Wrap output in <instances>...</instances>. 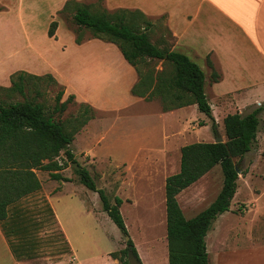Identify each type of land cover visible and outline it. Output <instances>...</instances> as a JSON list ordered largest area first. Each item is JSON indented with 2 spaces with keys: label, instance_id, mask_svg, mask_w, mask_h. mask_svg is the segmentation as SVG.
<instances>
[{
  "label": "rangeland",
  "instance_id": "1",
  "mask_svg": "<svg viewBox=\"0 0 264 264\" xmlns=\"http://www.w3.org/2000/svg\"><path fill=\"white\" fill-rule=\"evenodd\" d=\"M0 2L4 5V10L0 11V45L2 46L0 55L8 57L6 61L9 65L16 63L36 69L55 65L64 71L70 61L79 55L75 35L78 34L85 40L93 37L90 29L81 27L75 22L72 12L60 13L59 5L52 0L24 2L0 0ZM87 3L91 4L93 11L106 8L104 0ZM148 19L152 23L148 30L151 40L171 48L172 40L166 26V18L148 17ZM54 20L58 21V27L52 38L49 37L48 31ZM96 51L103 52L104 48L97 43ZM88 53L86 50L81 55L93 56ZM116 53L114 52V56L117 55ZM108 55L110 56V53ZM94 56L104 55L97 53ZM149 66L160 69L162 62L150 61ZM28 79L25 95L0 88V100L8 103L29 99L42 102L47 111L52 112L56 106V95L63 87L48 78ZM121 94L124 93L120 92L119 97L113 99L117 100L114 103L116 105L119 103L118 106L126 104L125 95ZM69 95L65 91L62 101ZM159 105L162 104L156 99L129 106V112L139 114L132 117L148 115L149 120L145 118L128 120L124 115L128 113L117 115L119 113L91 111L98 121L108 116L100 122L99 131H101L93 136V140L102 132L111 135L120 132L123 127H129L132 133L138 134L143 148L141 154L162 147L164 126L156 111ZM83 111L84 108L75 99L68 104L66 110L54 115L57 120L70 126L69 122ZM188 117L196 125V130L203 122L201 118L210 120L209 124L198 129L201 133L200 138L206 140L211 135H215L212 128L213 120L200 112L197 107L188 110ZM96 129L97 126L93 127V132ZM221 131L225 133L223 122L219 128V132ZM190 132L180 140L197 142L195 139L199 133L192 130ZM258 135L260 140H264V128ZM213 138L212 140H216L215 136ZM115 139L117 141V138ZM111 147L103 144L90 145L81 139L77 140L74 146L71 145L78 161L90 170L98 187L106 190L111 201L115 196L128 197V202L121 205V212L129 238L127 239V235L104 210L98 192L88 189L81 183L75 164L69 163L60 171L70 179L68 181L52 178L47 170H37V175L43 184L42 189L11 208L13 216L7 223V236H5L14 255L22 262L18 264H121L118 258L114 259L111 256V253L116 251L120 256V251L127 247L130 238L137 247L142 264H169L166 189L163 188L162 177L158 175L153 180L150 179L151 176L131 178L128 185L126 184L117 194L120 190L119 182L126 177V170L123 165H117L111 159L104 157ZM87 149L98 157L85 156L81 153ZM254 153V150L248 152L239 163V168L245 174L240 175L239 196L238 198L236 196L237 199H233L231 204L234 207L231 211L224 212L222 214L224 216H219L208 232L206 241L209 264H264V173L261 170L264 167V149L261 151L263 155L261 163L256 162ZM66 159L62 151L58 160L64 163ZM222 184V167L221 164H217L207 178L182 194L180 201L186 217L192 218L207 208L219 194ZM63 187L66 191L79 193L70 195L64 192L52 197V205L57 208L62 222L69 231L70 239H66L63 234V228L61 229L58 224L47 197L48 194H57V191ZM249 187L252 196L251 191H248ZM87 207L88 212L85 209ZM17 208L20 210L19 214L14 213ZM5 247L0 238V264H16ZM131 256L134 254L130 250L128 258L130 259Z\"/></svg>",
  "mask_w": 264,
  "mask_h": 264
},
{
  "label": "trees",
  "instance_id": "2",
  "mask_svg": "<svg viewBox=\"0 0 264 264\" xmlns=\"http://www.w3.org/2000/svg\"><path fill=\"white\" fill-rule=\"evenodd\" d=\"M3 6L0 3V10ZM72 12L75 22L93 33V37L116 44L128 62L134 66L139 81L133 86L132 94L148 100L159 98L165 110L196 103L201 112L213 120V132L219 135L212 106L205 91V73L201 66L187 54L161 46L151 40L148 30L151 21L141 10L107 8L92 10L91 4L68 0L60 13ZM144 23V26H143ZM58 27L54 20L48 35L53 37ZM76 35V42H84ZM150 61L162 62V68H152ZM28 78H48L59 84L51 73L36 75L21 70L11 75L12 93L26 94ZM217 80L218 75L214 74ZM64 89L56 95V106L48 112L42 102L33 100L5 103L0 100V224L7 236V223L11 220V208L21 200L39 192L42 181L37 170H47L52 178L70 180L59 171L76 165V172L89 189L98 192L103 208L115 224L128 235L125 219L121 212L123 199L115 196L111 201L106 190L98 187L90 170L75 157L71 144L75 135L94 118L96 111L90 105L80 104L84 111L70 126L55 118V113L66 110L75 100L71 94L62 101ZM264 102L248 114L230 113L224 118L227 141L194 142L181 148L180 171L166 179L167 240L169 264H209L206 237L219 215L230 210L238 179L245 172L237 169L241 160L254 147L261 129ZM64 151L67 159L60 163L58 157ZM221 164L223 186L215 200L192 218H187L178 201V194ZM19 214L20 210L15 209ZM63 232V231H62ZM64 234V233H63ZM140 260L137 247L130 238L127 247L112 252L121 264H130L129 251Z\"/></svg>",
  "mask_w": 264,
  "mask_h": 264
},
{
  "label": "crops",
  "instance_id": "3",
  "mask_svg": "<svg viewBox=\"0 0 264 264\" xmlns=\"http://www.w3.org/2000/svg\"><path fill=\"white\" fill-rule=\"evenodd\" d=\"M21 1L24 2L25 0ZM52 1L59 5L58 11H60L68 0ZM77 1L91 2L93 0ZM104 4L111 11L138 9L149 18H166V26L172 40V50L187 54L201 66L205 73V91L212 106L218 131L220 124L222 122L224 124V118L228 114L238 112L245 115L254 111L264 102V0H104ZM1 5L4 6L2 3ZM75 43L79 49L77 50L79 55L70 61L64 71L53 64V66L48 65L49 67L45 69L21 66L16 63L9 65L6 61L8 57L0 55V86L10 87L12 85L11 75L22 69L36 75L51 73L64 88V93L66 91L70 95L74 94L79 104H87L97 111L106 113H119L117 115L128 113L124 114L128 120L140 118L149 120L148 115L132 117L139 114L129 112V106L137 102H152L156 99L161 102V100L159 98L148 100L145 97L132 94V88L139 81V75L134 66L124 57L119 47L112 42L95 37L78 44L76 35ZM97 43L104 48L103 52L96 51ZM0 47L2 46L0 45ZM86 50L89 52L88 54H93V56H82V52ZM114 52H117L116 56H114ZM97 53L104 56L95 57L94 54ZM214 74L218 75L217 80L213 79ZM120 92L124 93L121 95H125V106H118L119 103L117 105L114 103L117 100L114 101L113 99L119 97ZM191 107L198 108V105L194 103L169 110H165L163 104L157 107V114L164 126V144L162 147L150 150L145 154L140 153L143 148H141L142 144L139 142L138 134L132 133L129 127H123L120 132L111 135L102 132L93 140V136L101 131H99L100 122L108 116L99 121L95 117L90 119L75 135L71 145L74 146L76 141L81 139L83 142L94 146H101L102 144L107 147L112 146L104 154V157L111 159L117 165H123L126 170V177L119 182L118 188L120 190L117 194L126 184L128 185L131 178L138 179L141 176H151L150 179L153 180L160 175L163 188L166 189L167 177L180 171L182 146L193 143L182 142L180 139L187 133H191V130L199 133L200 127L210 123V120L199 118L203 122L196 130V125L188 117V110ZM261 118L263 123L260 131L264 128V113L261 114ZM169 119L171 120L169 121ZM95 126L97 129L93 132ZM200 134L195 141L214 142L215 140H212L214 136H220L224 141L226 138L223 131L219 132L218 136L211 135L206 140L200 138ZM258 134L255 145L249 152L254 150L256 162L261 163L263 161L261 160L263 156L261 151L264 149V140H260ZM92 148L94 150V147ZM72 151L76 154L74 148ZM81 153L85 156L98 157L90 149L83 150ZM214 168L178 194L180 205L182 194L207 178ZM263 168L261 170L264 173ZM239 179L238 188L233 198L235 200L239 196ZM248 191H251L252 196L250 187ZM64 192L70 195L79 194L75 191H66V188L63 187L57 191V194H48L47 197L58 224L61 229L63 228L62 231L66 239H70L69 231L62 222L57 208L52 205V197ZM127 198H122V205L128 202ZM233 207L231 206V208ZM85 209L87 212L89 211L88 207ZM0 238L3 240L11 259L16 264L22 263L14 255L1 225Z\"/></svg>",
  "mask_w": 264,
  "mask_h": 264
},
{
  "label": "water",
  "instance_id": "4",
  "mask_svg": "<svg viewBox=\"0 0 264 264\" xmlns=\"http://www.w3.org/2000/svg\"><path fill=\"white\" fill-rule=\"evenodd\" d=\"M215 142H224L223 138L218 136L216 137ZM239 168V166L237 167V169ZM129 238V236L127 235V239ZM130 264H142L141 261L134 255L130 257Z\"/></svg>",
  "mask_w": 264,
  "mask_h": 264
}]
</instances>
